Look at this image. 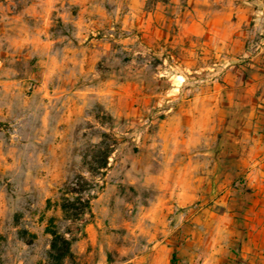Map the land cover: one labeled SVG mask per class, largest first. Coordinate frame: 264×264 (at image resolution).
<instances>
[{"label":"rangeland","instance_id":"1","mask_svg":"<svg viewBox=\"0 0 264 264\" xmlns=\"http://www.w3.org/2000/svg\"><path fill=\"white\" fill-rule=\"evenodd\" d=\"M49 225L63 264H264V0H0V264H49Z\"/></svg>","mask_w":264,"mask_h":264},{"label":"trees","instance_id":"2","mask_svg":"<svg viewBox=\"0 0 264 264\" xmlns=\"http://www.w3.org/2000/svg\"><path fill=\"white\" fill-rule=\"evenodd\" d=\"M120 140L111 133L101 135L100 141L90 147L89 153L85 154L83 165L90 175V179L79 175L67 188L64 196L60 199L59 207L64 215V219L71 223H77L90 210V201L93 198L95 188L98 187L96 177L100 180L106 175L109 158L113 154ZM46 233L50 235V248L47 255L49 264H63L66 260L73 259L71 253L72 237H65L59 233L54 225L46 228ZM170 264H176L175 255H172Z\"/></svg>","mask_w":264,"mask_h":264}]
</instances>
